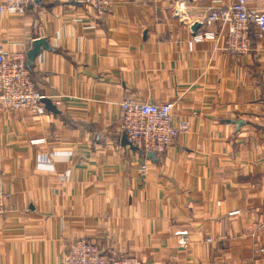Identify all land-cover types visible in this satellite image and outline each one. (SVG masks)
Here are the masks:
<instances>
[{
    "label": "crops",
    "instance_id": "crops-1",
    "mask_svg": "<svg viewBox=\"0 0 264 264\" xmlns=\"http://www.w3.org/2000/svg\"><path fill=\"white\" fill-rule=\"evenodd\" d=\"M234 1L113 0L97 17L82 0H35L0 14V50L26 53L48 99L42 116L0 111V264H59L81 237L145 264H264V41L237 57L224 34L194 40ZM127 96L172 103L189 129L162 154L131 147Z\"/></svg>",
    "mask_w": 264,
    "mask_h": 264
},
{
    "label": "built area",
    "instance_id": "built-area-1",
    "mask_svg": "<svg viewBox=\"0 0 264 264\" xmlns=\"http://www.w3.org/2000/svg\"><path fill=\"white\" fill-rule=\"evenodd\" d=\"M96 14L105 16L113 0H82ZM35 0H2L0 14H24ZM203 23L210 27L219 23V31L205 30L194 34L195 41L216 39L224 34L226 50L241 57L253 47V39L264 41V11L253 10L248 0H236L225 7L211 8ZM259 30L253 32V27ZM254 33V34H253ZM261 50L264 51V45ZM47 96L40 92L27 65L24 51L0 50V111L27 109L31 114L42 116L46 112L44 100ZM121 129L128 142L143 153L162 154L169 151L181 131L189 129V122L174 123L172 103H150L134 96L120 100ZM45 139H33L32 143ZM141 170L147 169L142 164ZM5 192L0 178V215L4 212ZM237 211L232 212V214ZM210 240V238H208ZM181 243L187 242L182 238ZM59 264H145L134 254L107 253L99 245L85 237L65 245Z\"/></svg>",
    "mask_w": 264,
    "mask_h": 264
},
{
    "label": "water",
    "instance_id": "water-1",
    "mask_svg": "<svg viewBox=\"0 0 264 264\" xmlns=\"http://www.w3.org/2000/svg\"><path fill=\"white\" fill-rule=\"evenodd\" d=\"M198 27H199V24H195V25H194V30H196ZM44 102H48V99H45ZM125 139H126L127 143H128L131 147L135 148V146H134L132 143L128 142L126 135H125Z\"/></svg>",
    "mask_w": 264,
    "mask_h": 264
},
{
    "label": "trees",
    "instance_id": "trees-1",
    "mask_svg": "<svg viewBox=\"0 0 264 264\" xmlns=\"http://www.w3.org/2000/svg\"><path fill=\"white\" fill-rule=\"evenodd\" d=\"M254 32V31H253ZM254 34V33H253Z\"/></svg>",
    "mask_w": 264,
    "mask_h": 264
}]
</instances>
